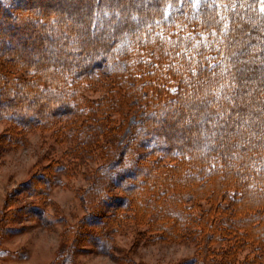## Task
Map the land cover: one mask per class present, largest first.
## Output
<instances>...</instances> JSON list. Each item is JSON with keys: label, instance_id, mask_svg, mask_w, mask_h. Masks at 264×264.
I'll return each instance as SVG.
<instances>
[{"label": "trees", "instance_id": "16d2710c", "mask_svg": "<svg viewBox=\"0 0 264 264\" xmlns=\"http://www.w3.org/2000/svg\"><path fill=\"white\" fill-rule=\"evenodd\" d=\"M247 2L259 8L257 0ZM221 3L230 6L231 0ZM46 7L36 11L31 3L0 0V33L8 23H14L13 33L33 18L42 21L43 32L30 46L50 44L48 37L57 33L62 48L36 62L9 44L0 47V121L11 125L0 144L18 147L26 143L28 130H52L58 143L72 141L65 156L79 162L98 158V171L107 177V185L94 194V208L65 226L63 249L50 264H76L75 255L87 245L109 254L113 228L122 220L146 226L142 236L151 241H191L195 252L182 264H261L264 23L247 9L239 15L222 7L177 11L174 4L170 10L169 0H153L131 9L138 18L129 20L131 30L118 32L105 48L110 38H84L80 44L83 20L76 23L65 9ZM242 63L255 70L245 73L243 89L237 78V95L225 88L216 99L209 90L232 85L230 74ZM208 64L212 72L227 71L213 77L200 70ZM102 79L104 95L87 98L85 91ZM178 123L186 129L179 140L164 132ZM68 170L51 162L14 192L43 199L56 183L55 173L68 175ZM14 201L5 200L0 237L18 218L44 227L62 220L39 203L25 208ZM6 254L0 248V258Z\"/></svg>", "mask_w": 264, "mask_h": 264}, {"label": "rangeland", "instance_id": "374dc122", "mask_svg": "<svg viewBox=\"0 0 264 264\" xmlns=\"http://www.w3.org/2000/svg\"><path fill=\"white\" fill-rule=\"evenodd\" d=\"M152 1L147 0V3ZM79 2L81 1L71 0L77 7H74L73 16H68V19L76 23L85 11L84 5ZM26 3H31L36 11H42L47 9L46 5L54 10L60 7L66 9L68 0H18L19 5ZM27 22L24 28L13 33L14 23H8L3 27L0 33V47L5 48L9 44L21 57L36 62L41 61L44 55L62 49L57 44V38L61 37L57 33H53L55 39L48 37L50 44L44 43L41 48L30 46V42H36L37 35L42 34L43 29L38 26V23H42L41 20L37 22L36 19L30 18ZM23 42L27 44L25 47L21 46ZM64 51L69 52L70 49L66 48ZM104 81L102 79L100 83H94L85 91V96L97 99L104 95L106 91L101 85ZM1 105L4 106L3 102ZM179 124L175 129H165L164 132L174 135L178 140L182 139L186 129L184 125ZM10 126L7 121H0V136L6 133ZM25 137L26 143L18 147L0 144V149L3 150L0 155V218L3 210H8L4 208V203L9 197L11 201L15 200L13 206L26 208L29 204L39 203L46 212L62 220L56 221L50 227H44L36 220L16 219L8 225V233L0 237V248L7 253L5 258H0V264H50L63 249L61 234L65 226L75 224L88 213L89 209L94 208L98 203V196L94 194L107 185V177L98 171L102 160L96 158L79 162L65 156V150L72 145V141L58 143L52 130L31 129L25 133ZM56 161L69 168V174L55 173L56 183L43 199L24 192H14L36 169L40 170L43 166ZM145 229L146 226H138L131 220H122L113 228L112 248L109 254L98 253L95 248L87 245L75 255L76 264H182L195 252V246L191 241L148 240L142 236ZM262 256L261 264H264V250Z\"/></svg>", "mask_w": 264, "mask_h": 264}, {"label": "snow or ice", "instance_id": "6c2138e0", "mask_svg": "<svg viewBox=\"0 0 264 264\" xmlns=\"http://www.w3.org/2000/svg\"><path fill=\"white\" fill-rule=\"evenodd\" d=\"M144 3H147V0H143L142 3H137V0H88V4L84 7L87 9V12L80 15V18L83 20V23L79 25L80 35L77 39L84 43L85 39H91L95 41L97 38H100L103 41L104 38L108 39L105 48H110L112 43L118 39L117 33H123L125 28H129L131 30V25H129V20L138 19L136 16L131 15V9L136 8L139 10L144 6ZM259 4V8H256L253 3H248L247 0H231V5L222 4L221 0H169V8L171 10L172 5H175V10L182 11L186 7H192L193 9H198L201 12L210 10L212 8H224L227 11L237 13L238 15L241 13L243 9H247L248 13L251 16H255L257 19H260L262 23H264V0H257ZM74 6L71 3V0H68L65 11L69 17H72L74 14ZM225 18L221 17L220 20L223 21ZM91 29H95V31H91ZM224 31H228V26L225 24ZM67 37V33H62ZM206 59V58H205ZM253 63L255 60L252 61ZM198 63V62H197ZM220 62H216V66L219 67ZM213 65L208 64L201 66V71L205 68L212 72ZM234 67V65L229 66ZM227 71V69H222L221 72H212V76L215 77L217 75H223V73ZM249 71H255L254 69H249L243 63L241 67L235 68L234 72H231V79L233 81L232 85L222 84L216 90L210 89L209 91H214L216 93V99L220 98V93L225 88H232V95L235 97L237 92L235 90V84L237 78H239V87L241 90L245 86L244 82L247 80V76L245 73ZM261 71L264 73V61H261ZM198 83L200 81H197ZM175 91V89H173ZM227 99V97H225ZM217 116L223 115L222 112H218ZM239 115L237 116V123L240 122ZM214 123V121H212Z\"/></svg>", "mask_w": 264, "mask_h": 264}]
</instances>
